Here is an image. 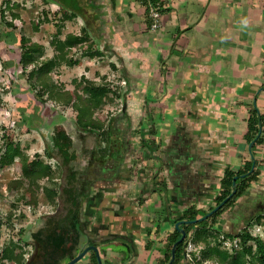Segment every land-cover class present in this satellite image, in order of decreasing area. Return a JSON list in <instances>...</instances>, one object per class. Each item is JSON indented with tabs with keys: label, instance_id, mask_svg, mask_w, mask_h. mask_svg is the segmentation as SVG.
<instances>
[{
	"label": "crops",
	"instance_id": "obj_1",
	"mask_svg": "<svg viewBox=\"0 0 264 264\" xmlns=\"http://www.w3.org/2000/svg\"><path fill=\"white\" fill-rule=\"evenodd\" d=\"M148 1L58 0L76 11L60 38L87 35L72 47L75 62L61 64L60 80L105 77L118 89L95 112L108 123L110 149L101 150L106 138L97 131L75 125L70 106L47 99L35 121L71 139L59 188L76 173L84 225L78 250L96 244L102 264H159L179 217L189 208L196 217L211 210L225 170L251 157L257 179L209 227L231 236L264 215V0H150L160 3L155 30ZM255 110L263 123L253 125L261 140L252 144ZM189 233L194 241V228L183 241ZM91 251L74 264H90ZM180 264H187L183 255Z\"/></svg>",
	"mask_w": 264,
	"mask_h": 264
},
{
	"label": "trees",
	"instance_id": "obj_2",
	"mask_svg": "<svg viewBox=\"0 0 264 264\" xmlns=\"http://www.w3.org/2000/svg\"><path fill=\"white\" fill-rule=\"evenodd\" d=\"M46 1L48 2L49 0ZM54 1L58 3V0ZM14 6H17V4L15 3ZM8 8L12 9L9 6ZM1 14L4 17L3 11ZM19 15L16 11L11 12L12 18H17ZM66 16L67 18L76 16V11H70ZM6 24L14 28L12 19L6 20ZM19 36L21 48L19 63L26 66L32 62L33 66L27 71V81L31 87L35 88V86H38L40 88L38 91L39 98L41 100L51 99L55 103L70 106L75 111V125L81 129L97 131L101 137L106 138L104 148L101 150H109L108 129H104L103 122L97 119L94 113L96 110L102 108L104 104L111 101V92L116 93L118 89L111 86L108 80L103 77L102 81L92 80L90 82H81L78 79H73V82L78 81L77 83H79L80 88L71 90L63 84L53 81V77L50 74L52 68L63 62L67 64L75 62L71 56H68L69 50L71 47L87 40V35L68 32L64 38L57 37L52 42L54 53L43 59H39L38 56L43 45L36 41H30L29 37L24 33H21ZM254 112V116L251 119L249 118L252 130L254 124L258 123L262 126L263 123L262 116H258L256 110ZM23 121L28 124L29 128H34L31 127L32 120L29 116L23 117ZM260 140L259 129L258 127H254L250 141L253 144ZM69 145L70 139L64 129L61 127L55 128L53 134L49 136L48 147H57L59 150L66 151ZM15 157H18L21 161L22 175L30 180L37 181L46 178L52 181L57 177V175L49 173V167L40 159L39 155L35 154L33 158L29 159L17 142L13 140L4 142L0 146V168L9 165ZM70 158L68 155H65L63 161L66 162ZM258 173L259 169L254 166L253 157L246 161L244 166L237 171L226 169L221 180L224 190L217 197L216 204L229 195L232 190V181L235 178L236 189L234 193L224 204L205 218L196 217L195 212L190 208L188 211H185L181 217L185 215L184 217L187 218L179 217V224L170 235V247L159 264H166L169 261L172 245L181 235L179 228H183L185 232L188 229L194 228V241H203L204 243L200 251L203 258L215 259L220 264H264V239L259 235H251L247 227L242 228L237 233L231 235L232 237L235 236L241 239V249L235 248L233 252H228L226 249L220 248L218 243L210 242L212 233L209 227V225L214 224L215 217L222 212L223 208L233 203L236 197L245 192L249 183L257 179ZM41 189L51 200L54 196L60 195L63 200V211H56L47 215L43 224L32 232L34 252L30 256L25 258L22 251H17L18 248H21V244L18 241H10L9 245H4L0 250V264H3V260L5 259L12 260L18 264H62L72 258L79 249L80 240L84 233L81 217L83 198L77 192L76 173L72 171L66 175L61 190L60 188L49 187L46 184H43ZM20 195H23V193ZM20 195L19 197H21ZM31 200L33 204L36 203L34 193L31 196ZM11 213L9 211L7 215L9 218ZM263 217L264 215L262 214L257 215L253 221L261 224ZM194 219H196L195 222L191 221ZM23 240L25 244H30L25 238ZM184 242L182 240L175 245V256L170 264L179 263L183 255ZM90 256V264H97L94 251H91Z\"/></svg>",
	"mask_w": 264,
	"mask_h": 264
},
{
	"label": "rangeland",
	"instance_id": "obj_3",
	"mask_svg": "<svg viewBox=\"0 0 264 264\" xmlns=\"http://www.w3.org/2000/svg\"><path fill=\"white\" fill-rule=\"evenodd\" d=\"M15 3L17 6H14ZM8 6L12 9H9ZM2 11L4 17L1 14ZM12 11L18 12L19 17L12 18ZM68 13L53 0L48 2L46 0H0V146L10 140L17 142L29 159L33 158L35 154L39 155L40 159L49 167V173L57 175L52 181L46 178L37 181L30 180L22 175L21 161L18 157H15L9 165L0 168V250L4 245H9L10 241H18L21 248H18L17 251H22L25 258L34 252L32 232L43 224L47 215L63 211L61 196H54L51 200L45 195L41 186L46 184L49 187L59 188L62 176L68 173L67 163L70 161L64 162L62 159V163L60 156L64 157L67 155L65 153L69 154L70 152L68 149L65 151L59 150L57 147L49 148V136L55 129L48 128L47 130L45 128V130L41 128V124L38 123L37 126L35 122L38 118L42 119L45 100H41L38 96L40 88L38 86L31 87L27 81V71L33 66L32 62H26L28 63L26 66L19 63L21 51L19 35L24 33L30 41H36L43 45L38 56L39 59L47 58L49 57L48 53L51 55L54 53L52 42L60 37L64 30V20L67 19ZM73 17L68 18L73 19ZM10 19H12L14 28L6 24V20ZM68 29L73 30V28ZM77 52H79L77 47H71L68 56H73ZM61 66L60 64L52 68L50 74L53 81L69 87L68 89H79L78 81H91L88 77L79 76L80 79H78L79 77L76 76L78 81L73 82L75 78L72 75L74 73H71L65 80H60ZM97 81H102V78ZM108 110L111 111L110 108ZM26 116H29L32 123L35 122V126L39 129L29 128L28 124L23 121V117ZM103 125L107 130L108 123L103 121ZM31 127L34 125L32 124ZM44 133L48 134L44 135ZM61 141L63 140L61 139ZM102 154L100 153V158H103ZM49 155L55 158H51ZM21 193L23 195H20ZM33 193L36 197L35 204L31 200ZM9 211L12 212L10 218L7 216ZM243 215L250 216L248 213H243ZM253 224L248 223L246 226L251 235H259L264 239V217L261 224L255 222ZM210 231L212 233L211 243H218L220 248L226 249L228 252H233L235 248L241 249L242 242L239 237L226 235L216 228H210ZM225 237H228L229 240L235 238V242H224ZM24 238L30 244H25ZM191 243L190 258H185L187 264H220L215 259L201 256L203 241H192ZM3 264L18 263L5 259Z\"/></svg>",
	"mask_w": 264,
	"mask_h": 264
},
{
	"label": "water",
	"instance_id": "obj_4",
	"mask_svg": "<svg viewBox=\"0 0 264 264\" xmlns=\"http://www.w3.org/2000/svg\"><path fill=\"white\" fill-rule=\"evenodd\" d=\"M252 143V141H251ZM236 189V181L235 178L232 181V190L229 193L228 196H226L224 199H222L217 205H215L211 210H209L207 213H205L204 215H202L200 218H205L207 216H209L210 214H212L217 208H219L222 204H224V202L234 193ZM191 221H196V219L191 220ZM179 224V221L176 222L175 226L177 227ZM179 232L181 233L180 237L173 243L172 248H171V257L169 259V261L166 264H170L173 259H174V252H175V245L177 244V242L182 241L185 237V230L183 228H179ZM92 249L95 252L96 255V259H97V264H102V259L98 250V247L96 244L94 243H89V244H84L82 245L81 249L75 252V255L70 258L69 260H67L66 262H64L63 264H74L75 262L79 261L85 254L86 252Z\"/></svg>",
	"mask_w": 264,
	"mask_h": 264
},
{
	"label": "built area",
	"instance_id": "obj_5",
	"mask_svg": "<svg viewBox=\"0 0 264 264\" xmlns=\"http://www.w3.org/2000/svg\"><path fill=\"white\" fill-rule=\"evenodd\" d=\"M143 1V0H140ZM147 5V16L150 18V28L152 30L157 29L160 26L161 22V17H160V3L159 2H151L150 0L148 1ZM187 236V241L185 242L184 245V254L183 256L185 258H190V251L192 250V240L191 239V233L186 234ZM222 236V235H221ZM231 243V241L235 242V238L232 240H229L228 237H225L224 242ZM236 245V243H234ZM206 264V263H205ZM210 264V263H209Z\"/></svg>",
	"mask_w": 264,
	"mask_h": 264
}]
</instances>
